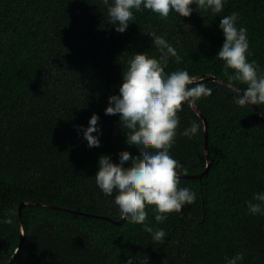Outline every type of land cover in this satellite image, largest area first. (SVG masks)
<instances>
[{"label":"trees","instance_id":"16d2710c","mask_svg":"<svg viewBox=\"0 0 264 264\" xmlns=\"http://www.w3.org/2000/svg\"><path fill=\"white\" fill-rule=\"evenodd\" d=\"M223 3L220 13L193 4L189 17L173 11L167 20L142 6L120 33L102 0H0V264H126L129 256L132 264H227L241 252L237 264H264V214L246 204L264 192V105L235 103L246 85L216 56L220 19L238 13L247 59L264 74V0ZM147 33L181 57H168L166 73L186 70L212 90L195 104L206 126L185 103L170 149L186 170L178 187L195 192V202L162 223L146 207L145 223L165 231L163 244L121 219L114 196L95 183L101 154L114 163L122 150L138 154L119 115L104 109L136 53L160 59ZM93 113L99 147L83 136ZM193 121L201 130L182 135Z\"/></svg>","mask_w":264,"mask_h":264},{"label":"clouds","instance_id":"9594fccd","mask_svg":"<svg viewBox=\"0 0 264 264\" xmlns=\"http://www.w3.org/2000/svg\"><path fill=\"white\" fill-rule=\"evenodd\" d=\"M102 3L107 7L108 22L120 33L126 31L129 22L135 21L133 10L141 11L142 6L165 20L173 11L178 16L189 17L193 11L190 5L193 4L196 10L210 9L213 13H220L224 7L223 0H102ZM238 15L233 12L220 19L219 28L225 39L216 56L225 62L226 72L228 69L234 71L231 80L246 85L242 92H238L235 103L240 107L264 105V74H258L259 66L247 59V29L237 28ZM147 34L160 50V59L143 52L136 53L122 71L119 94L110 95L104 109L106 115H119L120 126L128 130L125 131L126 143L135 146L138 154L122 150L118 163L101 154L95 183L105 195L114 196L121 219L142 224L153 241L163 244L165 231L154 230L145 223L146 207L154 206L155 220L162 223L167 214L180 213L185 204L195 202V192L178 187L180 172L186 170L170 155V149L175 142L178 113L183 105L195 106L199 99L211 95L212 90L203 82L196 81L186 70L166 73L164 68L168 57H174L176 62H180L181 57L164 37ZM98 121V115L93 113L86 128L79 126L88 147L100 146ZM200 130V125L193 121L181 134L191 138ZM94 132L97 135H92ZM246 204L251 214H264V192L254 193ZM4 223L12 224L13 220L8 218ZM243 256L242 252L237 253L232 258L226 257V262L237 264ZM132 260L129 256L126 264H132Z\"/></svg>","mask_w":264,"mask_h":264},{"label":"water","instance_id":"95a60500","mask_svg":"<svg viewBox=\"0 0 264 264\" xmlns=\"http://www.w3.org/2000/svg\"><path fill=\"white\" fill-rule=\"evenodd\" d=\"M215 78V77H214ZM216 79V78H215ZM194 110L196 112L199 113V115L203 118V121H204V125L206 126V118L204 117V115L199 111L198 107L195 105L193 106ZM260 118L264 121V118L260 116ZM204 144H205V148H206V133H205V141H204ZM206 159L208 160L209 159V156H208V153L206 151ZM204 172V170L200 173H198V176L201 175L202 173ZM181 174V173H180Z\"/></svg>","mask_w":264,"mask_h":264}]
</instances>
